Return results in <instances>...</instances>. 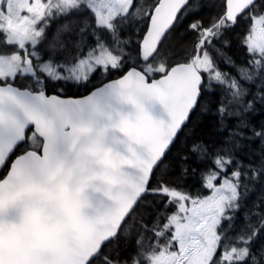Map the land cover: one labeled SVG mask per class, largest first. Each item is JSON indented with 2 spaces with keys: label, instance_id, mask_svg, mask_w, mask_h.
Listing matches in <instances>:
<instances>
[{
  "label": "snow or ice",
  "instance_id": "obj_1",
  "mask_svg": "<svg viewBox=\"0 0 264 264\" xmlns=\"http://www.w3.org/2000/svg\"><path fill=\"white\" fill-rule=\"evenodd\" d=\"M0 264H264V0H0Z\"/></svg>",
  "mask_w": 264,
  "mask_h": 264
},
{
  "label": "water",
  "instance_id": "obj_2",
  "mask_svg": "<svg viewBox=\"0 0 264 264\" xmlns=\"http://www.w3.org/2000/svg\"><path fill=\"white\" fill-rule=\"evenodd\" d=\"M38 239L42 243H48L50 241V236L47 233H40L38 234Z\"/></svg>",
  "mask_w": 264,
  "mask_h": 264
}]
</instances>
